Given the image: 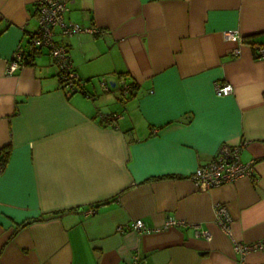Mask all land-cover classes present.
Instances as JSON below:
<instances>
[{
  "label": "crops",
  "instance_id": "obj_1",
  "mask_svg": "<svg viewBox=\"0 0 264 264\" xmlns=\"http://www.w3.org/2000/svg\"><path fill=\"white\" fill-rule=\"evenodd\" d=\"M36 2L0 0V264H264V248L240 257L232 243L264 242V0H69L65 18L99 30L55 29L75 92L30 48ZM17 46L29 63L8 73ZM215 81L233 92L216 95ZM222 142L242 145L254 174L201 191L188 174ZM167 216L186 225L116 230Z\"/></svg>",
  "mask_w": 264,
  "mask_h": 264
},
{
  "label": "built area",
  "instance_id": "obj_2",
  "mask_svg": "<svg viewBox=\"0 0 264 264\" xmlns=\"http://www.w3.org/2000/svg\"><path fill=\"white\" fill-rule=\"evenodd\" d=\"M69 0H37L34 4V10L37 15V28L30 35L29 45L30 48L35 50L46 49L52 57L58 69V77L68 88L69 91L75 92L81 89L82 81L77 77L72 60L70 59L66 44L59 42L55 39V29L58 28L62 34L71 35L81 31L98 32L99 30L94 27H84L81 24L67 20L65 18L68 11ZM223 35L228 40H238L245 42L244 38L237 30L228 29L223 32ZM254 57H264V45H255ZM238 50H234L237 54ZM25 65L23 54L19 46L16 47L10 56L6 71L13 72L17 68ZM101 86L104 90L110 88V82L105 78L101 79ZM124 92L127 91L126 83H122ZM214 92L216 95H228L233 92V86L229 82H214ZM104 120H116V114L112 113L111 116L107 114H100ZM241 146L230 144L227 142L220 143L215 155L207 162L198 165L189 172L188 178L201 190H209L213 187L230 183L242 177H251L254 174V159L243 162L240 158ZM96 209L90 207L85 210V214H94ZM215 221L220 228L231 235V223L233 220L227 206L223 202H217L214 206ZM186 225L184 220L167 216L163 219L162 224L154 228L148 227L140 218L131 219L125 223L118 224L116 230L121 232L125 229H133L137 231H151L159 228H167L170 226ZM201 234L209 238V233L201 231ZM234 250L243 257L251 250L264 248V242L246 243L232 237ZM236 264H239L236 263Z\"/></svg>",
  "mask_w": 264,
  "mask_h": 264
},
{
  "label": "trees",
  "instance_id": "obj_3",
  "mask_svg": "<svg viewBox=\"0 0 264 264\" xmlns=\"http://www.w3.org/2000/svg\"><path fill=\"white\" fill-rule=\"evenodd\" d=\"M244 40L246 41V39L244 38ZM23 60H24V63L25 64H28L29 63V60L27 59V57H25L24 55H23ZM126 83V87H127V91L126 92H124V89L122 88V86H121V95H124V94H126L127 92H130L131 90H132V88H133V84H132V82H130V83H127V82H125ZM110 89V88H109ZM108 89V90H109ZM81 90V89H80ZM102 114V113H101ZM111 114L112 113H109V114H107V115H109V116H111ZM103 115V114H102ZM101 119H103L102 117H101ZM105 121H110L109 119H107V120H105ZM8 158H9V147L6 145V146H2V147H0V173L3 171V169L5 168V165H6V163H7V161H8Z\"/></svg>",
  "mask_w": 264,
  "mask_h": 264
}]
</instances>
